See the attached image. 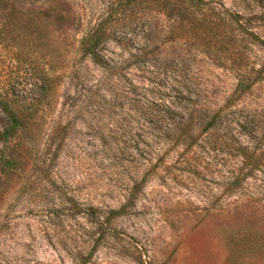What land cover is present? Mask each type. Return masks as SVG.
<instances>
[{"label": "rangeland", "instance_id": "obj_1", "mask_svg": "<svg viewBox=\"0 0 264 264\" xmlns=\"http://www.w3.org/2000/svg\"><path fill=\"white\" fill-rule=\"evenodd\" d=\"M205 1L203 43L130 0H0V97L39 103L0 145V264H264V47L228 17L264 40V0ZM95 29L103 65L81 51Z\"/></svg>", "mask_w": 264, "mask_h": 264}, {"label": "trees", "instance_id": "obj_2", "mask_svg": "<svg viewBox=\"0 0 264 264\" xmlns=\"http://www.w3.org/2000/svg\"><path fill=\"white\" fill-rule=\"evenodd\" d=\"M133 2H138V3H143L145 4L148 8L154 9L159 11L163 16L168 18L169 20L176 22V23H182L184 20H188L193 22L194 24L197 23V27H195V30L200 31L202 30V39L203 43L206 37L209 36L210 31L212 30H217V23L215 21H212V23L207 22L205 15H203V11L205 10V6H207L208 2L205 0H130ZM214 10H210V13L213 12ZM230 22L235 23L238 25V29L242 34H244L247 38H249L252 42L259 44L260 46L264 47V40H261L258 36L254 35L252 32L248 30L247 27L241 26L238 21V16L237 15H232L228 14ZM182 28H176L175 32H173L172 40L174 41H183L187 34H183ZM205 31V32H204ZM216 32H212L214 38H217V35L215 34ZM211 34V33H210ZM108 36V33L105 30L102 29H95L93 32L87 33L83 39L81 40V51L82 55L85 57H89L92 62H94L97 65H103L104 62L102 61V58L100 57V54L98 52V46L100 43L104 41V39ZM198 39V38H197ZM207 42V50H209L210 47V42ZM209 43V44H208ZM257 75H259V72H256ZM257 76L255 78H251L250 70H245L238 76V81L235 86L233 94L237 93L235 98L229 97L223 108H230L234 105L236 102L237 98L240 97L241 95H244L247 93L250 88L254 85L256 82ZM56 87V83L53 82L48 85V90L52 91ZM182 91H180L181 93ZM0 100L2 103L5 104L4 111L6 113V118H7V125L3 127L0 130V145L3 143H6L12 136L17 133L18 131L25 129L28 126V115L29 114H24L25 111H30V109L37 108L39 103L35 104V106L30 105V106H25L23 109V114L21 113H15L14 111H11L8 104H6L5 101V96L0 97ZM40 107V106H39ZM38 109V108H37ZM223 110V109H222ZM222 110H219L216 112L209 124H207L203 128V132L208 131L215 123L216 120L220 117V113ZM169 113V116H172L170 112L171 110L167 111ZM173 119V118H171ZM173 121V120H172ZM191 121L192 117L189 120H185L183 123H174V128H176L178 134L177 137L175 138L176 143H184L185 141L189 140L188 146H191L192 144L197 143V138L198 136H192L190 134V129H191ZM243 156L245 157L246 160L252 161V156L246 158V155ZM0 163L3 165L5 168H9L12 166V162L9 159L3 158L2 160L0 159ZM244 178H234V180L230 183L233 186L239 185ZM119 213V212H118ZM115 214V213H114Z\"/></svg>", "mask_w": 264, "mask_h": 264}]
</instances>
